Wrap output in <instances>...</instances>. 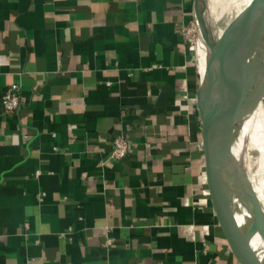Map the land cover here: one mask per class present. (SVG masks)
I'll list each match as a JSON object with an SVG mask.
<instances>
[{"label": "crops", "instance_id": "1", "mask_svg": "<svg viewBox=\"0 0 264 264\" xmlns=\"http://www.w3.org/2000/svg\"><path fill=\"white\" fill-rule=\"evenodd\" d=\"M192 7L0 0V98L20 96L0 107V264H236L204 184Z\"/></svg>", "mask_w": 264, "mask_h": 264}, {"label": "water", "instance_id": "2", "mask_svg": "<svg viewBox=\"0 0 264 264\" xmlns=\"http://www.w3.org/2000/svg\"><path fill=\"white\" fill-rule=\"evenodd\" d=\"M248 1L215 38L204 22L206 2L193 0L195 42L207 49L194 99L206 195L219 234L236 264H264L251 247L261 225H240L235 216V203L246 200L264 225L262 204L235 156L244 121L264 101V0Z\"/></svg>", "mask_w": 264, "mask_h": 264}, {"label": "bare ground", "instance_id": "3", "mask_svg": "<svg viewBox=\"0 0 264 264\" xmlns=\"http://www.w3.org/2000/svg\"><path fill=\"white\" fill-rule=\"evenodd\" d=\"M248 0H241V2H238L235 9L232 11V14L229 16V18L226 20V23L224 26L231 20L235 15L244 8V6L248 3ZM219 3V2H218ZM216 4V3H215ZM214 4V5H215ZM234 6V5H233ZM206 18V17H205ZM209 19V18H208ZM206 20V21H205ZM204 20V22L208 23L209 27L211 28V24L207 22V18ZM214 23V22H213ZM195 26V25H194ZM196 27V26H195ZM223 29L216 31V35L213 34V36L216 38ZM201 40V39H200ZM198 39V41H200ZM200 44L197 42L195 49H194V56L195 61L198 65L199 70V76H202L204 65H205V59L207 56V49L206 47L203 48V42ZM250 129H253L254 138H252L250 141L252 142L250 147L255 146L257 149L258 145H255L258 136L264 137V101L261 102L257 109L254 111L253 114H251L243 123L241 128L240 137L243 136L244 138L248 136L247 134L250 132ZM252 133V134H253ZM246 139V138H245ZM254 144V145H253ZM263 142L258 146L257 151L262 147ZM246 148L242 147L241 140L239 139V142H237V146L235 149V156L238 160H240L244 165V170L247 174V177L249 178L252 187L254 189V192L256 196H258L259 201L262 204L263 212H264V168L261 170L259 167L256 166L255 161L253 160V171L251 173H248L247 163H248V157L246 156ZM264 150V149H263ZM262 165V163H260ZM260 166V165H259ZM264 166V164L262 165ZM257 167V168H256ZM245 200V198H244ZM249 200V199H248ZM235 216L238 221V223L241 225L242 223H248L250 220L256 221L257 225H261V233L257 232L255 233L252 241H251V247L255 251L256 255H258V258L260 261L264 263V225L262 224L261 218L259 216V213L253 209L252 206H250L249 201L243 202H237L235 203ZM263 225V226H262Z\"/></svg>", "mask_w": 264, "mask_h": 264}, {"label": "built area", "instance_id": "4", "mask_svg": "<svg viewBox=\"0 0 264 264\" xmlns=\"http://www.w3.org/2000/svg\"><path fill=\"white\" fill-rule=\"evenodd\" d=\"M181 41L191 51L194 52L195 42V26L192 19L178 26ZM19 89L17 85H10L0 98V107L4 115H11L19 108ZM111 147L109 151V159L119 162L127 156L132 150V143L125 134H120L111 139Z\"/></svg>", "mask_w": 264, "mask_h": 264}, {"label": "rangeland", "instance_id": "5", "mask_svg": "<svg viewBox=\"0 0 264 264\" xmlns=\"http://www.w3.org/2000/svg\"><path fill=\"white\" fill-rule=\"evenodd\" d=\"M204 1L206 2L207 22L211 24V31L213 32L214 35H216V31L221 30L225 27L224 24L226 23V20L232 14V11L235 9L238 2H241V0H204ZM253 131H254L253 129H250V132L247 134L248 136L245 137L246 139L243 136H241L240 138L242 147L243 148L247 147L246 156L249 158L247 163L248 173H251L254 169L253 160L255 161L256 166L259 167L261 170L264 168V166H262L264 164V150H263L264 137L258 136L257 140H255L256 141L255 145L258 146L261 144V142H263L262 147L257 151L258 146L257 149L255 148V146L250 147L252 143L250 140L254 138ZM260 163H262V165Z\"/></svg>", "mask_w": 264, "mask_h": 264}]
</instances>
